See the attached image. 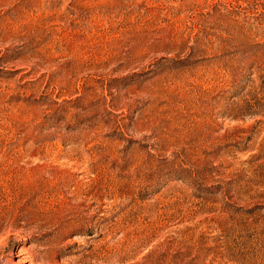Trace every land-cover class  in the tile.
I'll return each mask as SVG.
<instances>
[{
  "label": "rangeland",
  "instance_id": "1",
  "mask_svg": "<svg viewBox=\"0 0 264 264\" xmlns=\"http://www.w3.org/2000/svg\"><path fill=\"white\" fill-rule=\"evenodd\" d=\"M0 264H264V0H0Z\"/></svg>",
  "mask_w": 264,
  "mask_h": 264
}]
</instances>
